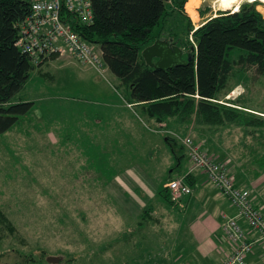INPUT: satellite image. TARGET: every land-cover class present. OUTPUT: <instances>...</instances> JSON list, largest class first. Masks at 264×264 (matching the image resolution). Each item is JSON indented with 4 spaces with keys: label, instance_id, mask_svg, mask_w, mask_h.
I'll return each mask as SVG.
<instances>
[{
    "label": "rangeland",
    "instance_id": "374dc122",
    "mask_svg": "<svg viewBox=\"0 0 264 264\" xmlns=\"http://www.w3.org/2000/svg\"><path fill=\"white\" fill-rule=\"evenodd\" d=\"M192 1L188 9L185 3V12L195 29L206 12L211 17L221 10L218 0ZM258 1L264 15V1ZM75 57L47 58L41 69L50 77L33 72L18 97L33 100L34 109L0 134V264H181L172 259L189 242L180 204V209L162 204L152 209L136 203L116 177L138 192L127 178L130 169L143 177L146 171L157 184L163 166L174 178L204 173L192 166L188 137L228 164L233 182L243 178L249 184L243 187L264 204L263 146L253 135L232 125L203 130L194 122L187 127L147 123L122 104L106 67L100 72ZM221 98L264 111V74L253 67L237 71ZM121 117L130 125H122ZM168 136L178 140L179 153L185 151L178 169L169 143L174 139ZM153 141L158 147L150 152ZM169 193L177 202L181 198ZM50 255L60 259L48 261Z\"/></svg>",
    "mask_w": 264,
    "mask_h": 264
},
{
    "label": "trees",
    "instance_id": "16d2710c",
    "mask_svg": "<svg viewBox=\"0 0 264 264\" xmlns=\"http://www.w3.org/2000/svg\"><path fill=\"white\" fill-rule=\"evenodd\" d=\"M185 3L186 9L193 5L192 0H91L92 22L73 19L70 23L100 51L122 101L140 117L157 123L172 121L179 127L194 122L203 130L228 125L241 127L245 135H253L261 142L263 153L259 164L264 167V111L245 107L235 99L221 98L231 90V80L237 71L253 67L257 74H264V15L257 8L259 1L244 0L235 9H221L196 29L185 12ZM30 6V0H0V134L11 130L34 109L33 100L18 97L33 72L50 77L51 74L42 72L43 62L61 55L56 51L35 62L34 55L19 46L21 24L30 14ZM157 25L158 30L153 32ZM159 37L179 45L191 58L168 68L149 64L142 51ZM167 138L174 139L169 143L178 169L185 151L179 153L180 149L175 148L176 138ZM209 157L216 164H223L231 176L228 164ZM171 179L168 177L165 183ZM241 179L234 185L247 188L252 205L264 214V204L248 187H243L242 183L248 182ZM184 180L191 188L196 183L192 172ZM165 183L160 187L161 195L168 204L177 205ZM146 207L153 209L150 204Z\"/></svg>",
    "mask_w": 264,
    "mask_h": 264
},
{
    "label": "built area",
    "instance_id": "2783aa9c",
    "mask_svg": "<svg viewBox=\"0 0 264 264\" xmlns=\"http://www.w3.org/2000/svg\"><path fill=\"white\" fill-rule=\"evenodd\" d=\"M30 14L21 24L18 40L23 51L35 57V62L53 52L72 53L81 63L102 72L100 51L72 28L70 20L90 23L93 20L91 0H30ZM185 141L194 168L203 169L208 180L225 194L237 209V215L222 214L226 237L233 250L223 264H252L248 257L257 242L264 245V214L250 200L249 190L234 185L231 176L221 163L216 164L193 138ZM167 187L177 196L190 194L191 186L183 177L167 182ZM240 221L243 222V225Z\"/></svg>",
    "mask_w": 264,
    "mask_h": 264
},
{
    "label": "crops",
    "instance_id": "0c3cea01",
    "mask_svg": "<svg viewBox=\"0 0 264 264\" xmlns=\"http://www.w3.org/2000/svg\"><path fill=\"white\" fill-rule=\"evenodd\" d=\"M201 1L202 0H200V3ZM221 9L226 8L221 7ZM210 13V11L206 12L203 20L208 19ZM122 104L129 107V104H125L124 102ZM133 111H135L134 108ZM153 121L154 120L151 119L150 123L152 124ZM130 122L131 121L127 117H121V123L125 127L129 126ZM146 122L149 123L148 120H146ZM156 123L157 122H155V124ZM143 124L147 129L144 122ZM159 124L161 125V123ZM156 147H158V145L153 141L148 149H150L151 152L152 150H155ZM153 154L155 153H151V158L154 157ZM159 162L163 166L164 163L161 159ZM162 169L161 178L158 184L156 183L158 182V179L156 178L155 182L146 171L142 173L144 174L143 177L141 174L130 169L126 174L127 178L130 177L131 180L135 182L133 184L135 188H138V192H136V189H132L131 186H128L125 179H122L120 176L116 177V180L123 182V185H125L124 187L127 186L126 190L128 189L127 191L129 195L132 196L134 199L133 201L136 203L142 205L143 203L144 205L153 203V209H158L161 204L164 208L165 205H168L167 207L169 208L175 207L180 209V207H182L184 213L180 220L182 225H187V229H189L187 232L189 242L187 244H181L183 246L186 245V247H180L179 250L175 251V255L172 256L173 260L180 261L181 264H223L229 253L232 252L233 245L229 243V240L226 237L225 223L222 214L235 216L237 215V209L219 190L210 185L206 174L201 170H195L192 172L196 178V183L192 186L193 192L181 196L177 205L168 204L159 190L168 177L174 178L175 176H169L168 169H165L164 166ZM185 169L186 167L184 166L183 170ZM178 172L181 173L182 171L180 170ZM248 259L252 264H264V245L261 242H257L254 252L248 257Z\"/></svg>",
    "mask_w": 264,
    "mask_h": 264
},
{
    "label": "water",
    "instance_id": "95a60500",
    "mask_svg": "<svg viewBox=\"0 0 264 264\" xmlns=\"http://www.w3.org/2000/svg\"><path fill=\"white\" fill-rule=\"evenodd\" d=\"M142 54L149 64L160 68L186 63L191 58L190 56L184 58V50L163 37L156 38L153 43L147 45ZM59 259V256H48V261L51 262H57Z\"/></svg>",
    "mask_w": 264,
    "mask_h": 264
},
{
    "label": "bare ground",
    "instance_id": "6f19581e",
    "mask_svg": "<svg viewBox=\"0 0 264 264\" xmlns=\"http://www.w3.org/2000/svg\"><path fill=\"white\" fill-rule=\"evenodd\" d=\"M218 2L222 8H227V7H230L231 5H233V7L235 8V7H238V5L240 4L239 3L240 0H218Z\"/></svg>",
    "mask_w": 264,
    "mask_h": 264
}]
</instances>
